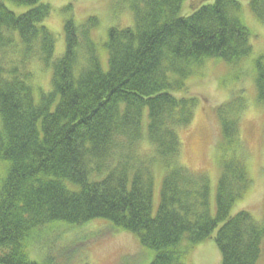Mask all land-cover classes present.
Masks as SVG:
<instances>
[{"label":"trees","instance_id":"16d2710c","mask_svg":"<svg viewBox=\"0 0 264 264\" xmlns=\"http://www.w3.org/2000/svg\"><path fill=\"white\" fill-rule=\"evenodd\" d=\"M185 1L130 0L134 27L109 30L104 69L92 39L95 19L81 27L66 19L65 53L53 62L55 39L44 26L49 5L0 0V55L19 41L20 58L39 55L52 67V91L37 102L27 62H0V264H56V257L32 260L30 244L61 226L94 221L136 236L152 253L150 264H189V253L210 239L221 264H264V213L262 221L244 210L231 216L251 184L239 101L217 108L214 215L210 182L179 163V130L190 125L197 102L185 81L206 61L237 66L250 59L252 32L239 0H199L183 17ZM6 2L28 10L17 15ZM248 3L264 20V0ZM253 63L264 104V56ZM144 140L153 157L139 153ZM155 162L165 173L156 211Z\"/></svg>","mask_w":264,"mask_h":264},{"label":"rangeland","instance_id":"374dc122","mask_svg":"<svg viewBox=\"0 0 264 264\" xmlns=\"http://www.w3.org/2000/svg\"><path fill=\"white\" fill-rule=\"evenodd\" d=\"M199 0H186L181 16L191 14V6ZM243 5L242 15L252 32L253 56L233 66L218 60L206 61L185 82L187 96L197 99L193 119L189 126L179 130L182 153L179 163L194 176L205 177L210 182L211 209H216V191L221 174V154L217 144L221 138L217 108L233 100L239 101V135L241 154L244 157L251 181L244 198L234 206L231 216L240 211L249 212L257 221L264 213V104L257 99L256 73L253 60L264 56V20H259L249 7V0H239ZM243 1V2H242ZM17 15L28 9L6 2ZM51 13L44 26L55 39V60L65 53L64 24L72 18L77 27L86 25L88 19L96 20L92 39L96 44L104 69H107L108 53L105 43L112 28H133L134 16L129 10L130 0H43ZM20 44L0 55V62L22 66L32 73L30 85L37 102L43 94L52 91V67L43 63L39 55L20 58ZM22 52V51H21ZM34 51L33 53H36ZM86 54V53H85ZM1 125V122H0ZM144 158L154 156L149 143L144 140L139 147ZM155 178L154 208H158L164 177L161 163L153 164ZM6 174L5 164L0 162V184ZM151 257L149 256V254ZM32 260L42 262L44 257H56V264H150L152 253L144 249L136 236L126 232H111L105 221H94L76 227L61 226L50 235L35 239L30 244ZM264 258V252H263ZM189 264H221V254L213 239L197 245L188 256Z\"/></svg>","mask_w":264,"mask_h":264}]
</instances>
